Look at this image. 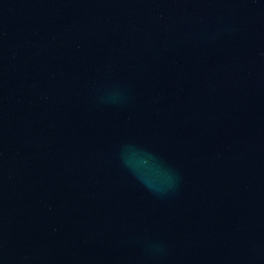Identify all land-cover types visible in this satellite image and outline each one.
Returning a JSON list of instances; mask_svg holds the SVG:
<instances>
[{"label":"water","instance_id":"95a60500","mask_svg":"<svg viewBox=\"0 0 264 264\" xmlns=\"http://www.w3.org/2000/svg\"><path fill=\"white\" fill-rule=\"evenodd\" d=\"M0 264H264V0H0Z\"/></svg>","mask_w":264,"mask_h":264}]
</instances>
